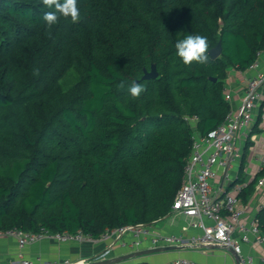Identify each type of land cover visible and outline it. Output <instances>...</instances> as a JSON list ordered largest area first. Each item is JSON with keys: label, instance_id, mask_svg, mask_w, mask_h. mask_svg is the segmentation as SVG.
<instances>
[{"label": "trees", "instance_id": "obj_1", "mask_svg": "<svg viewBox=\"0 0 264 264\" xmlns=\"http://www.w3.org/2000/svg\"><path fill=\"white\" fill-rule=\"evenodd\" d=\"M77 6L78 22L61 16L49 30L43 16L54 8L42 0H0V231L98 238L168 215L193 136L230 109L227 68L244 71L264 49V0ZM189 34L207 37L209 49L220 41V56L185 65L175 44ZM151 64L157 76L141 79ZM133 82L145 87L138 98L128 91ZM246 151L247 143L232 182L244 184L241 202L264 176L263 165L242 178ZM255 217L264 233V206Z\"/></svg>", "mask_w": 264, "mask_h": 264}, {"label": "built area", "instance_id": "obj_2", "mask_svg": "<svg viewBox=\"0 0 264 264\" xmlns=\"http://www.w3.org/2000/svg\"><path fill=\"white\" fill-rule=\"evenodd\" d=\"M264 49L257 53V58L244 71L246 80L241 99L236 106L232 104V95L229 90L224 91V98L230 104V109L224 119L216 128L206 135L196 133L190 155L187 159L183 182L177 190L171 204V212H177L188 219V227L199 228V233L165 234L152 228L151 224H128L115 228L105 229L98 237L93 238L82 232L70 233L68 231L51 233L45 227L37 231H24L13 227L0 231V236L12 237L19 248L34 244L44 238L59 242L71 241L82 243L89 241L101 243L103 249L84 262L104 260L114 256V249H129L131 251L159 246L189 247L204 244H218L229 246L237 254V264H253L251 254H243L242 243H247L251 238L256 242L264 241V233L257 225L254 216L249 224L241 218L244 208L240 205L238 192L241 185L224 190L213 188L212 180L217 174L222 179L230 177L234 162L241 156V141L249 132L254 118V109L263 98L264 89V64L260 56ZM264 123V112L261 113ZM264 165V152L259 155L258 171ZM264 185V176L255 183L257 188ZM262 207V206H261ZM210 220L207 223L205 220ZM239 232L236 236L235 233ZM126 235L129 239H126ZM81 262V260L73 261ZM72 261L64 259L57 262L42 261L39 257L32 260L19 252L10 264H70ZM170 264H199L194 260L179 258Z\"/></svg>", "mask_w": 264, "mask_h": 264}, {"label": "crops", "instance_id": "obj_3", "mask_svg": "<svg viewBox=\"0 0 264 264\" xmlns=\"http://www.w3.org/2000/svg\"><path fill=\"white\" fill-rule=\"evenodd\" d=\"M260 62L264 64V52L260 56ZM246 80V73H241L239 70L233 68L226 79V89L232 95V104L236 106L244 90ZM263 98L254 109V118L250 125L247 137L241 141V150L247 143L246 161L243 166V176L245 181H250L254 178L258 171L259 155L264 152V123L260 121L255 124L259 111L264 112V89ZM236 167L232 168L230 177L222 179L220 174H217L212 180L213 188H223L230 190L235 185H241L240 181L232 184L237 179L239 162H236ZM244 185V184H243ZM240 205L244 208V213L241 220L249 224L251 219L256 216L257 211L264 206V185L257 188L255 185L252 193L246 202H241ZM211 223L210 220H205ZM188 219L177 213L170 212L165 217L152 223V228L165 234H182L199 233V228H190L187 225ZM239 232H236L237 236ZM126 239L129 236L126 235ZM241 251L243 254H251L253 257V264H264V241L256 242L251 238L249 242L242 243ZM103 249L101 243H92L85 241L76 243L71 241L59 242L53 239L44 238L34 244L26 245L19 248L15 239L7 236H0V264H10L11 260L17 256L19 252L32 260H37L39 257L42 261L49 263L59 262L64 259L70 261L87 260L90 257L100 253ZM130 252L129 249H121L116 247L114 249V256ZM187 258L194 260L199 264H237V259L228 250L222 247L206 248L198 246L177 247L172 250L155 252L145 254L132 259L130 262H147L149 264H170L176 259Z\"/></svg>", "mask_w": 264, "mask_h": 264}, {"label": "clouds", "instance_id": "obj_4", "mask_svg": "<svg viewBox=\"0 0 264 264\" xmlns=\"http://www.w3.org/2000/svg\"><path fill=\"white\" fill-rule=\"evenodd\" d=\"M43 4L48 8H54V11H48L44 14L43 20L51 27L58 23L60 17L71 18L73 23L80 19V10L77 6V0H42ZM59 14V15H57ZM51 35V32H49ZM176 55L183 61L185 65H191L193 62L206 64L209 61V43L208 39L202 35L189 34L185 38L178 40L175 44ZM35 75H39V69H35ZM125 84L122 81L119 85L120 89H124ZM128 91L133 98H138L145 91L144 85L133 82ZM80 264H85L81 260Z\"/></svg>", "mask_w": 264, "mask_h": 264}, {"label": "water", "instance_id": "obj_5", "mask_svg": "<svg viewBox=\"0 0 264 264\" xmlns=\"http://www.w3.org/2000/svg\"><path fill=\"white\" fill-rule=\"evenodd\" d=\"M222 52V46H221V42L218 41L216 43L215 46H213L212 48L209 49V56L212 59H215L217 57L220 56ZM157 71L155 68L154 64H151L150 69L143 70V74L141 76V79H149V78H154L157 76ZM214 80V78H212ZM201 247H206V248H215V247H222L225 248L226 250L230 251L235 258L237 259V254L233 252V250L229 247V246H225V245H218V244H204L201 245ZM177 248L176 246H159V247H152V248H143V249H139V250H135V251H131V252H127L124 254H120V255H116L104 260H98V261H90V262H85V264H116L118 262H122V261H127L129 259L138 257V256H142L145 254H150V253H155V252H162V251H167V250H172ZM70 264H80L79 262H72Z\"/></svg>", "mask_w": 264, "mask_h": 264}, {"label": "rangeland", "instance_id": "obj_6", "mask_svg": "<svg viewBox=\"0 0 264 264\" xmlns=\"http://www.w3.org/2000/svg\"><path fill=\"white\" fill-rule=\"evenodd\" d=\"M233 71V68L232 67H228L227 68V77H228V75H230V72H232ZM227 79V78H226ZM236 161L234 162V167L233 168H235L236 167ZM91 258V257H90Z\"/></svg>", "mask_w": 264, "mask_h": 264}]
</instances>
